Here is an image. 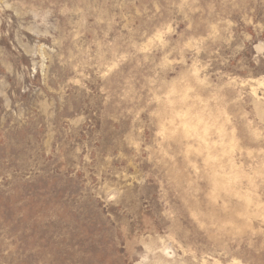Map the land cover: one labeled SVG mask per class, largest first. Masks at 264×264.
Listing matches in <instances>:
<instances>
[{"label": "rangeland", "instance_id": "1", "mask_svg": "<svg viewBox=\"0 0 264 264\" xmlns=\"http://www.w3.org/2000/svg\"><path fill=\"white\" fill-rule=\"evenodd\" d=\"M0 264H264V0H0Z\"/></svg>", "mask_w": 264, "mask_h": 264}]
</instances>
